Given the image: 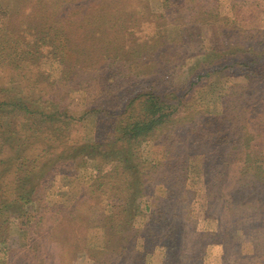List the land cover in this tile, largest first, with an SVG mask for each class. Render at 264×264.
<instances>
[{"label": "trees", "instance_id": "1", "mask_svg": "<svg viewBox=\"0 0 264 264\" xmlns=\"http://www.w3.org/2000/svg\"><path fill=\"white\" fill-rule=\"evenodd\" d=\"M189 2L192 0H166L162 12H156L140 0H0V36H7L20 43L13 59V66L19 72L16 80L20 81L14 82L9 96L0 100L1 246H5L8 241V229L12 220L19 224V229L27 234L30 241L44 237L50 247H64L68 244L69 235L75 230L77 208L70 209L68 215L54 224L53 229H48L46 224L55 212L54 208L46 212L44 206H41V199L46 184L55 175V169L74 163V159L79 156L89 158L94 164L114 162L112 171L99 175L90 191L101 195L105 185L110 181L115 183L118 188L116 190L126 199L124 222L133 221L137 213L136 198L145 183L144 160L138 154L137 146L148 138L153 140L162 125L191 122V118L180 114L187 111L186 108L192 101L202 104V96L196 95L197 88L194 87L204 78L211 79L214 73L227 69H238L244 78L254 82L252 90L258 94L257 100L263 102V107L257 115L260 121L258 128L251 126L246 129L241 113L248 97L245 91H240L231 100L230 95H222V92L211 99L221 108L215 115V121H221L218 127L222 125V121L225 122L224 119L225 124L235 127L231 130L232 138L224 135L216 137L219 132L210 139V143L211 140L215 143L219 139L221 148L227 149V152L219 153L217 160L228 165L214 171L215 174L209 171V174H213V182L208 183L206 188L208 197H215L212 203L228 196L231 210L252 203L249 188L264 180V82L263 75L256 69L257 65L264 63V50L255 49L252 43L242 41L225 45L218 51L206 49L205 54L190 55L195 57L194 62L185 72L191 74L194 80H183L182 84L171 90L158 89L165 71L162 68H166L163 50L172 42L180 40L168 42L165 37L168 30L166 24L162 22L161 25H156L153 20L160 17L164 21L166 14L198 10L201 22L217 21L218 13L211 15L209 10H205L202 0L193 2V5H188ZM230 2L232 6H236L245 3V0ZM213 9L215 7L211 10ZM128 11L140 12L147 18L145 20L152 22L150 30L153 34L145 36L142 42L132 36L141 20L132 17L131 13L127 14ZM221 28L244 33L243 28L234 26L231 21H228V26L221 25ZM41 57L59 62L60 78L72 89L85 93L87 108L81 116L92 113L96 117L100 114L101 119L110 122L103 137L79 144L67 142L64 131L71 119L67 93L40 69L38 62ZM186 58L188 56H182L177 62ZM136 59L151 66L147 67V73L157 68L152 73L153 78L148 82L145 80L147 85L132 95L125 104L118 105L116 110L103 101H97L96 98L102 97L105 80L126 70ZM132 81L133 79H129V83ZM201 85L206 86L202 83L199 86ZM204 117L210 119L208 117L214 115L207 111ZM178 142L180 143L179 140ZM205 157L207 161L210 159ZM158 172L160 174L163 171ZM172 176L175 182L171 194L166 198H156L154 209L150 210L149 219L142 231L145 238L143 248L147 253L156 246L165 249L173 264H201L197 256L201 253L203 255L204 250H192L196 248V243L198 245L202 242L204 245L203 238L207 233L198 232L197 223L191 233L185 230L188 217H184L178 207L180 204L188 206L187 195L192 193L184 188V174L182 181L178 183L176 180L181 176L180 173L176 171ZM229 179L233 183L228 186ZM5 191L13 193L9 202L3 198ZM79 200L80 198L77 202ZM255 203L262 210L258 214L257 222H261L258 226L264 227V201L258 198ZM31 209L35 211L36 222L29 233L24 225ZM182 210L185 211V206ZM168 213L171 215L168 216ZM247 215L248 213H241L234 224H240L238 219ZM242 220L248 225V220ZM238 228L248 234L244 226H237ZM102 231V249L114 258L110 264H129L128 256L135 248L140 230L129 226L125 230ZM262 232L264 234V230ZM194 244L195 247H190ZM40 246L41 241L36 243L35 251ZM49 250L50 248H45L40 259L42 264H47ZM85 250L86 248L82 252ZM1 259L0 264H6ZM260 264H264V261L260 260Z\"/></svg>", "mask_w": 264, "mask_h": 264}, {"label": "rangeland", "instance_id": "2", "mask_svg": "<svg viewBox=\"0 0 264 264\" xmlns=\"http://www.w3.org/2000/svg\"><path fill=\"white\" fill-rule=\"evenodd\" d=\"M140 1L145 2L151 10L162 12L163 3L166 0ZM196 1L201 0H192L188 5H193ZM202 3H205V10H209L211 15L218 13L216 22H201L198 19V10H187L181 14H166L164 21L160 17L153 20L156 25H161L162 22L166 24L168 30L165 37L168 42L175 39L180 40L172 42L163 50L166 68H162L165 71L158 87L160 90L176 88L186 79L194 80L195 78L187 74L185 69L194 62V56L200 53L205 54L206 49L207 51L216 49L218 51L225 45L242 41L252 43L255 49L264 50V0H245V3L236 4V6H232L230 0H202ZM212 7L216 10H211ZM128 13H131L132 17H137L139 21L141 20L132 34L133 37L139 39L138 42H142L145 36L153 34L150 30L152 22L145 20L147 18L142 13L131 11ZM228 21L236 27L243 28L244 33L237 30L233 32L230 28H221V25L228 26ZM19 48V42L7 36L5 38L0 36V100L9 96L14 82L20 81V79L16 80L19 78H17L19 72L13 66L14 55ZM190 55H194L193 58ZM182 56H188V58L177 62ZM38 64L40 69L48 74L50 80L55 81L67 93V105L71 117L68 128L64 131L67 142L79 144L103 137L110 122L104 118L101 119L100 114L96 117L92 113L81 116L87 108L86 95L83 91L72 89L60 78V63L41 57ZM147 67L151 66L141 60H134L126 70L105 80L102 97L96 100L103 101L116 110L118 105L125 104L132 95L144 88L153 78L152 73L157 71V68L147 73ZM256 69L263 75L264 82V63L257 65ZM240 73L238 69H227L214 73L211 79L204 78L197 86L201 83L206 86L194 87L197 88L196 95L202 96V104L192 101L191 105L186 108L189 112L183 109L184 111L180 114V116L191 118V122L181 120L183 124L177 122L162 125L153 140L148 138L137 146L138 154L144 160L143 180L145 183L136 198L137 213L133 221L124 222L126 199L116 190L118 188L115 183L110 181L105 185L101 195L90 191V187L94 185L99 175H106L112 171L114 162L102 161L94 164L89 158L79 156L74 159V163L55 169V175L46 184L41 199V206H44L46 212H49L51 208H54L55 212L46 224L48 229H53L54 224L68 215L67 212L70 209L77 208L75 230L72 234L70 233L68 244L64 247L56 245L50 247L48 241H45L47 238L44 237L30 241L27 234L19 229V224L12 220L8 229V241L5 246L0 245L1 261L6 264L7 262L8 264H42L40 259L44 255L45 248H50V256L46 258L47 264H110L114 258L102 249L103 243L101 242L104 240L102 230H125L129 226H134L135 229L140 230L141 234L136 240L135 248L128 256L129 264H173L170 256L165 253V249L159 246L152 249L150 253L144 250L145 238L142 231L149 219L150 210L154 209L157 202L156 198H166L171 194L175 182L172 174L176 171L181 175L176 182H181L184 174V188L192 193L187 195L188 206L180 204L178 207L180 213L188 217L185 221V230L191 233L197 223L198 232L206 231L207 233L203 238L204 245L202 242L198 245L196 243V248L192 250L195 251L198 248L199 251L204 250L203 255L201 253L197 256L201 264H260V260L264 261V234H261L264 227H259L261 222H257L258 214L262 210L255 203L258 198L264 201V180L249 188L251 204L233 210L230 208L228 196L212 203L215 197H208L206 188L208 183L213 182L211 178L213 174H209V171L214 173L228 165L226 162L217 160L219 153L227 152V149L221 148L222 144L218 141L219 139H216L215 143L212 140L210 143V139H213V136L219 132L220 134L216 137L224 135L232 138L231 130L235 127V125L230 126L229 123L225 124V119V122L222 121V125L218 127L221 121H215V115L221 108L211 99L222 92V95H230L231 100L240 91H245L248 97L246 103L243 104L244 109L241 110L245 119L242 121L244 128L252 126L257 129L258 122H260L257 115L263 107V102L257 100L258 94L252 90L255 87L254 82L247 80ZM129 79L133 81L129 83ZM130 91L132 94H129ZM208 94L213 97L210 98ZM207 111H210L214 117H208L210 119L204 117ZM106 118L110 120L108 116ZM246 129L243 131L247 132ZM205 153L207 155H204ZM205 156L210 159L207 161ZM158 171L163 172L159 174ZM232 183V179L227 180L228 186ZM82 194H84L83 199ZM3 198L9 202L13 198V193L5 191ZM78 198L80 200L77 202ZM184 206L185 211L182 210ZM240 210L243 211L240 212ZM243 212L248 213L247 217L242 218L249 221L248 225L243 223L242 219H238L240 224L235 225L237 217ZM189 214L192 215L189 216ZM170 215L171 213H168V216ZM35 220V211L31 209L26 225H24L29 233L33 229ZM237 226H244L248 234L242 232L241 228L237 229ZM40 241L41 246L35 251V245ZM190 247H195V244ZM84 248L86 250L82 252ZM34 253L37 254L34 256Z\"/></svg>", "mask_w": 264, "mask_h": 264}]
</instances>
